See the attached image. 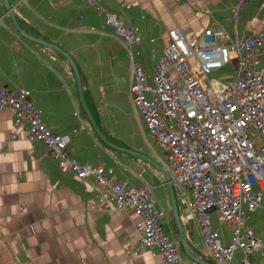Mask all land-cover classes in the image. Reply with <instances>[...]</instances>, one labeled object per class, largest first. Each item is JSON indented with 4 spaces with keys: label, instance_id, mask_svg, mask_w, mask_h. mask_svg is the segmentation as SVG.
Masks as SVG:
<instances>
[{
    "label": "crops",
    "instance_id": "crops-1",
    "mask_svg": "<svg viewBox=\"0 0 264 264\" xmlns=\"http://www.w3.org/2000/svg\"><path fill=\"white\" fill-rule=\"evenodd\" d=\"M20 28L30 36L54 43L68 52L79 72L85 101L102 135L109 142L150 157L169 175L163 151L148 135L130 100L131 70L121 39L97 14L79 0H7ZM234 0H103L124 26L136 27L142 41L132 46L134 60L146 74L168 41L167 31L178 28L198 35L205 28H222L236 34L264 27V0H248L233 25L229 8ZM153 55L150 57V55ZM233 61L228 68L231 69ZM0 86H20L30 92L40 110L41 122L68 138L69 155L79 162L101 164L107 177L128 184L145 183L163 210L162 231L178 246L176 264H198L181 250L169 194L162 174L144 160L117 151L93 131L78 103L75 83L65 59L57 52L22 38L5 15L0 2ZM127 93L139 128V139L121 138L110 124L115 99ZM132 117V116H131ZM13 113L0 110V264H159L160 256L148 251L133 254L136 246L132 208L116 211L106 188L96 189L91 178L66 177L43 147L29 142L18 130L9 137ZM170 177V175H169ZM177 215L188 251L201 255V235L195 220H184L186 206L172 183ZM185 200H189L187 189ZM245 223L264 248V210L246 215ZM211 225L220 228L227 242L228 230L213 215ZM180 252L182 253L180 255ZM212 262V263H211ZM253 264H264L255 252Z\"/></svg>",
    "mask_w": 264,
    "mask_h": 264
},
{
    "label": "built area",
    "instance_id": "built-area-1",
    "mask_svg": "<svg viewBox=\"0 0 264 264\" xmlns=\"http://www.w3.org/2000/svg\"><path fill=\"white\" fill-rule=\"evenodd\" d=\"M79 1L103 14L104 25L121 39L131 70V103L164 153L187 209L184 220L197 223L201 255L215 264H253V253L264 255L260 240L245 223L248 213L264 210V27L240 35L235 28H205L198 35L168 29V41L146 74L132 50L142 41L138 29L124 26L115 12L103 9V0ZM247 2L234 0L230 6L233 25ZM218 71L219 78L211 77ZM3 109L13 113L9 137L18 138L21 130L29 142L43 147L62 175L78 181L91 178L96 189H107L105 199L116 211L136 212L134 255H154L156 249L159 264L177 263V243L162 231L165 215L149 185L114 181L107 177L110 168L70 156L68 138L41 122L29 90L0 86ZM210 214L227 228V242L220 228L211 225ZM237 250L239 259L234 258Z\"/></svg>",
    "mask_w": 264,
    "mask_h": 264
},
{
    "label": "water",
    "instance_id": "water-1",
    "mask_svg": "<svg viewBox=\"0 0 264 264\" xmlns=\"http://www.w3.org/2000/svg\"><path fill=\"white\" fill-rule=\"evenodd\" d=\"M0 2H1L2 7L4 8L5 15L9 18V20L11 22V25L13 26L15 31L22 38L27 39L31 42L36 43V44L42 45L44 47H47L49 49H52L53 51L59 53L65 59L67 65L69 66V68L71 70V73H72V76L74 79L77 99H78V103L80 105V108L83 111V113L85 114L87 120L89 121V123H90L93 131L97 135V137L103 143H105L108 147H110L111 149L121 151V152L127 153L129 155H132L134 157L140 158V159L144 160L145 162L149 163L150 165H152L154 168H156L162 174V176L164 178V184H165L167 191H168V194H169L172 218H173L176 230L178 232V241L180 243L181 250L185 253L186 256H188L191 260H193L194 262H196L198 264H210L209 262L201 259L200 257L191 254L187 249L186 236L182 230V227H181L178 215H177L175 200H174L173 192H172V181H171V178L169 177L168 173L163 168H161L156 162H154L150 157H148L142 153H139L137 151L115 145V144L109 142L107 139H105V137L100 132L98 126L96 125L95 120H94V118L90 112V109H89V107L85 101V97H84V93H83V89H82V85H81V81H80L79 72H78L76 64H75L74 60L72 59V57L70 56V54L68 52L64 51L63 49H61L59 46H57L54 43L48 42L42 38H36V37L30 36L29 34L25 33L20 28L19 24L16 21V18L14 16V13L12 10L13 7L7 2V0H0Z\"/></svg>",
    "mask_w": 264,
    "mask_h": 264
},
{
    "label": "rangeland",
    "instance_id": "rangeland-1",
    "mask_svg": "<svg viewBox=\"0 0 264 264\" xmlns=\"http://www.w3.org/2000/svg\"><path fill=\"white\" fill-rule=\"evenodd\" d=\"M221 72L222 71L215 72L211 75V77L219 78ZM116 98L118 99H115L114 108L111 110L113 115L109 121L112 129L117 128V133L121 135V138H125L127 140L129 137H133L134 140H138L140 134L138 131L139 128L137 126L133 111L131 110L133 107L129 103L127 93L121 92ZM210 220L212 222V214H210ZM181 254L182 253L180 252V255ZM240 257V252L238 250L235 251L234 258L239 259Z\"/></svg>",
    "mask_w": 264,
    "mask_h": 264
},
{
    "label": "trees",
    "instance_id": "trees-1",
    "mask_svg": "<svg viewBox=\"0 0 264 264\" xmlns=\"http://www.w3.org/2000/svg\"><path fill=\"white\" fill-rule=\"evenodd\" d=\"M82 114L84 115L83 111L81 110ZM85 116V115H84ZM212 263V262H211ZM213 264V263H212Z\"/></svg>",
    "mask_w": 264,
    "mask_h": 264
}]
</instances>
